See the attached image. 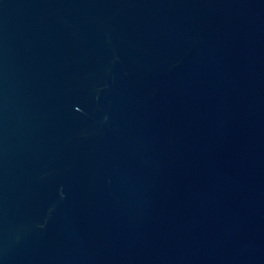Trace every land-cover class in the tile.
<instances>
[{
    "label": "water",
    "instance_id": "water-1",
    "mask_svg": "<svg viewBox=\"0 0 264 264\" xmlns=\"http://www.w3.org/2000/svg\"><path fill=\"white\" fill-rule=\"evenodd\" d=\"M0 264H264V0H0Z\"/></svg>",
    "mask_w": 264,
    "mask_h": 264
}]
</instances>
